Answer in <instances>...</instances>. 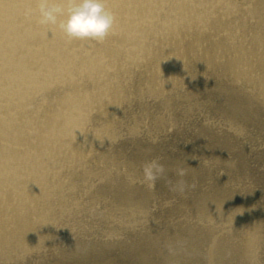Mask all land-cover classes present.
Segmentation results:
<instances>
[{"label": "bare ground", "instance_id": "6f19581e", "mask_svg": "<svg viewBox=\"0 0 264 264\" xmlns=\"http://www.w3.org/2000/svg\"><path fill=\"white\" fill-rule=\"evenodd\" d=\"M76 2L0 0V264H264V0Z\"/></svg>", "mask_w": 264, "mask_h": 264}, {"label": "clouds", "instance_id": "9594fccd", "mask_svg": "<svg viewBox=\"0 0 264 264\" xmlns=\"http://www.w3.org/2000/svg\"><path fill=\"white\" fill-rule=\"evenodd\" d=\"M41 23L58 24L65 35L77 40H103L112 30L115 16L105 0H77L67 8L40 5ZM163 166L156 160L143 165V179L154 182Z\"/></svg>", "mask_w": 264, "mask_h": 264}, {"label": "rangeland", "instance_id": "374dc122", "mask_svg": "<svg viewBox=\"0 0 264 264\" xmlns=\"http://www.w3.org/2000/svg\"><path fill=\"white\" fill-rule=\"evenodd\" d=\"M261 146H262V148H264V142H261ZM262 214H264V209H263V213H262ZM263 216H264V215H262L261 218H263Z\"/></svg>", "mask_w": 264, "mask_h": 264}]
</instances>
